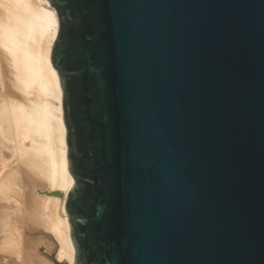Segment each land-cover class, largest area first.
<instances>
[{
	"label": "water",
	"instance_id": "obj_1",
	"mask_svg": "<svg viewBox=\"0 0 264 264\" xmlns=\"http://www.w3.org/2000/svg\"><path fill=\"white\" fill-rule=\"evenodd\" d=\"M46 1L73 264H264V0Z\"/></svg>",
	"mask_w": 264,
	"mask_h": 264
},
{
	"label": "bare ground",
	"instance_id": "obj_2",
	"mask_svg": "<svg viewBox=\"0 0 264 264\" xmlns=\"http://www.w3.org/2000/svg\"><path fill=\"white\" fill-rule=\"evenodd\" d=\"M57 31L46 0H0V264H73Z\"/></svg>",
	"mask_w": 264,
	"mask_h": 264
},
{
	"label": "rangeland",
	"instance_id": "obj_3",
	"mask_svg": "<svg viewBox=\"0 0 264 264\" xmlns=\"http://www.w3.org/2000/svg\"><path fill=\"white\" fill-rule=\"evenodd\" d=\"M44 249H45L44 246H42V245L40 246V245H39V247H38L37 249H35V251L38 250V253H39V254L43 255L47 260L52 261V259H51L50 257H51L52 255H54V254H53L54 252L51 251V252L47 253L46 251H44ZM45 252H46V253H45ZM44 253H45V255H44ZM51 254H52V255H51ZM49 256H50V257H49ZM48 258H49V259H48Z\"/></svg>",
	"mask_w": 264,
	"mask_h": 264
}]
</instances>
